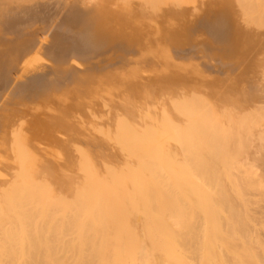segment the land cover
<instances>
[{"label": "bare ground", "instance_id": "obj_1", "mask_svg": "<svg viewBox=\"0 0 264 264\" xmlns=\"http://www.w3.org/2000/svg\"><path fill=\"white\" fill-rule=\"evenodd\" d=\"M143 1L147 17L129 18L126 28L136 39H143L151 26L159 30L158 37H151V30L147 37L149 42L156 38L150 43L156 44L151 47L155 57L160 47H166V52L162 49L160 54L168 59L164 54L168 48L183 51L191 46H187L189 43L195 47L204 43V38L196 37L195 32L194 38H187L189 42L181 36L175 41V36L180 35L176 26L179 35H166L164 27L176 21L173 18L161 26L162 17L157 15L174 12L175 0ZM116 4L107 5L105 0H0L1 92L4 87L10 92L27 90V95L33 92V97L38 94L43 98L47 109L52 106L50 98L61 92L75 106L67 114L69 123L79 113H99L103 102L107 103L106 96L111 95L102 99L101 94L119 86V81L97 75L101 74L98 62L114 58L122 41L101 33L123 19L122 3ZM223 11L222 29H217L213 21L209 23L215 30L221 29L218 36L211 37L207 22L199 25L212 39L208 47L219 45L223 57L235 58L234 70L228 69V76L225 74L229 79L235 72L245 82L259 80L252 93L247 86L249 94L243 93L227 105L224 102L229 96L223 98L225 107L220 109L227 125L222 115L219 117L225 125L219 124V117L218 122L208 103L199 108L192 105L195 90L194 82L188 85L189 69L176 70L178 82L185 84L178 88L181 85L175 87L177 79L171 78L170 65H155L152 57V64L141 68L127 62V87L112 91L114 96L119 92L120 98L107 103L111 109L99 121L101 128L95 135L81 130L85 119L64 128L60 123L68 143L74 141L70 154L74 157L67 156V150L62 154L69 164L64 168L74 167L76 172L71 176L60 168V175L55 173V177L72 181L73 190L68 189L73 192L67 190V194L60 186L64 194L62 189L50 194L47 180L44 178V182L39 174L37 177L36 164H15L16 156H11L12 162L8 156L0 160L1 165L15 164L0 179V264H188L190 257L186 255L193 253V261L199 260L196 258L201 254L206 256V264H264V0H225ZM150 19L156 24H150ZM102 20L108 28L102 24L93 42L80 35L78 44L72 43L63 34L64 22L69 23L66 27H78L81 33L88 34ZM54 30L57 32L50 35ZM38 31L49 32L53 47L67 55H54L53 47L43 43ZM86 45L85 50L99 54L92 59L85 56L82 48ZM179 45L184 48L177 50ZM208 78L201 80L209 83ZM237 78L234 84L230 80L227 85L236 91L240 90ZM8 80L11 82L4 85ZM204 90L206 93L208 89ZM66 92L69 93L65 95ZM16 99L18 103L22 101ZM7 102L4 104L10 103ZM57 109L53 106V114L58 113ZM70 132L76 136L84 133L85 144L71 138ZM1 138L5 140L8 135ZM17 144L19 151L22 146ZM19 157H23L22 152ZM61 157L62 160L64 156ZM63 160L61 164L66 161Z\"/></svg>", "mask_w": 264, "mask_h": 264}, {"label": "rangeland", "instance_id": "obj_2", "mask_svg": "<svg viewBox=\"0 0 264 264\" xmlns=\"http://www.w3.org/2000/svg\"><path fill=\"white\" fill-rule=\"evenodd\" d=\"M113 1H116V2L114 3ZM118 2H121L122 3L121 4L122 5L121 6V9H122L121 14L123 15V19L117 20L115 22V24H113L111 26V28L108 29V31H106V29L103 30V31H101V33L103 32L102 34H103L104 37L105 36L106 37H113L115 39H119V40L121 39L122 40L119 43V48L117 50L118 53H116L114 55L115 56L114 58L112 57L111 59L106 60V62H104V63H102V61L101 62H98L100 64L99 67H101V70L102 71L100 70L101 74H97V75H99L101 77H105L109 81H113V82H118L119 81V86H117V87H115L113 89H110V87H109L107 89L109 91H104L101 94V96L103 97L102 99H104L107 94H111V95H107L106 98H105V99H107V103L108 104H112L115 101L119 100V98H120V95H119L120 93L119 92H115L117 94V96H114L112 91H114V90L116 91L118 89H124L125 87H127V86H125L126 85V82H125L126 72L125 71L127 70V67H128L127 62L129 64L135 63V64H137L141 68L142 66H144V67L145 66H148L149 63L151 65L152 64L151 63L152 62V59H154L153 64H155V65H158V64L161 65V63H162V65L164 67L167 66L165 68H168L169 65H170V68L169 69H171V71L173 72V74H172V72L168 69L169 75L172 74V75H170L171 78L175 77L176 70L178 72L179 71L185 72L186 70L189 69L187 71V73H189L190 75H187V77H188V81H191V82H189L188 85H190L191 83L193 84V82H194V84H193L194 86L191 84L193 86L192 90L193 89L195 91L197 90L196 92L195 91L192 92L193 95L191 94L192 95L191 98H192V100H194V101H192V103H193L192 105L193 106H196V104H197L196 107L199 108L198 106H201V105H204L205 106L208 103L209 106L211 105L210 107H212L211 108V111L214 109L213 110L214 112H212V113L215 114V119H216V117H219L220 115H222L221 116L222 117L221 120L224 123L227 121L226 120L227 118H226V116L225 117L223 116V115H225V114H223V108L222 109H220V108L221 107H225L224 104L227 105L226 102L227 103L229 101L231 102V99H233V100H237L236 98L239 99L241 97L240 95L243 94V93L245 95L246 94H249L250 91H246L247 89H249L247 86H250L252 88L251 93L255 90V88H257V85L259 83V82H257V81H259V80H257V78H253L252 79V81L253 80H256L255 81L256 83H254V81H253V84H252V83H250L251 79L250 80L247 79L249 81H246L245 82L244 81L245 79H242L241 80V78L240 79L237 78V75L235 74V72H232V74H230V79H229V77H227L228 76L227 74L229 73V70L228 69H230V70L233 69L234 70V67H235L236 63L233 60H235V58H233V60H228L225 57H223L222 51L219 50V49H221V47H219V45L216 46V47H214V48H212V46L211 47H208V44L210 45L209 42L212 41V39L209 38L210 37L209 34H206V33L202 32L204 30H203V28H200V26H199V25L203 24L204 22H207L206 23V27H209L211 29V31H210L211 37L214 34L215 35L221 34V32H219V31L222 29L221 27H223V24H224V19H223L224 18L223 17V12L224 11L223 10H224V5H225V0H175V6L172 8V9H175L174 12L173 11H166V13L164 14V16H162L161 14L157 15L158 13L153 14L154 16L157 15L160 18L162 17L163 19H165V21H163L162 18L160 19V21H159L160 23L159 24L161 26H165L166 24H168L167 22H169L171 19H173V18L175 19L176 22H174V23H172L173 21L170 22L168 24V26L167 27H164V29H163V30L166 31V35H167V32L169 33L168 36L170 38L174 37V35H176V34L179 35V33H178V30H179L180 35L177 36V37L175 36V41H178L179 38H181V37L184 40H187V38H189V40H191L190 37L192 38L194 32H195L196 37H201V38L203 37L204 38V41H202L204 43L197 44L196 47L193 46L191 43L187 44V46H190L191 45L190 47H185L184 48V47H182L180 45H179L178 48L175 47L177 50L178 49L181 50L182 48H184L183 49L184 53H183V51H176L175 49H172L173 51H169L170 48H168L169 50L167 51V53H164L165 55H167L168 59H164V56L162 55V52L160 54V51H162V49L165 50L166 47L157 48V49H161V50H158L159 52L157 54H159V55L157 57H155L156 54L154 56V54L151 52L152 51V48L155 47L156 44L154 45V44H150V43H151V41H153V39H156V38H152V40L150 42L148 41V40H150L148 38H150L151 34H152L151 37H155V36L158 37V31L159 30L157 31L154 27L151 26V28H148L147 29L146 32H148V33H146V35L144 36L145 38L143 37V39H142L141 36H139L137 39H136V37L135 38L134 37L131 38L132 36L128 33V29L126 28V20H128L129 18H134L137 15H139V16L140 15H144L145 16L147 14V12H146L147 9L145 10V8L143 7L144 4H142V2H144V1L143 0H105V4H107V5L108 4L109 5L112 4L115 7H116V5H118V4H116ZM214 5H216V7ZM144 11L146 13H144ZM173 13H174V16H172ZM146 17H147V15H146ZM153 18L156 19V17H153L152 16V19ZM152 19L149 20V23L152 24V25L156 24V22H154ZM179 19H180L181 22L179 21ZM210 21H213L215 23V24L214 23L213 24L217 27V29H219V28H221V29L218 30V31L215 30L216 27H214V28H213V26L211 27L212 22H210ZM209 23H211V24H209ZM66 24L69 25V23L68 22H64V26H65V29L66 30H65V33H63V34H66L67 38L69 39V42L72 41V43H75L77 41V44H78L79 38H80V37L78 38V36L82 35V36L85 37V39H86L85 41L93 42L94 40H97L96 39L97 38V34L100 32V29L102 27V24H104L106 26V28H108L107 24L104 23L103 20L100 21V22L97 21V23L95 24V28L93 29V31H88L89 32L88 34H86V33L83 34V33H81L79 31V28L78 27H73V26H67L66 27ZM173 24H174V26H173ZM208 24H209V26H207ZM175 26L178 28V30H177V28L175 29ZM179 26L181 28H179ZM198 26H199V28L197 29ZM36 27L39 29L38 25H36ZM36 27L34 26L33 30L36 29V31H37L38 29ZM182 27H183V30H180V29H182ZM29 29H30V27H29ZM152 29H153V31H152ZM149 30H151V32ZM175 30H176V32H175ZM196 30H198V31H196ZM212 30H213V32H212ZM40 32H42V31H38L37 32L39 34L38 36H40V39H42L43 43H46L47 42L48 47L49 48H52L54 45H53L52 41H50V38L51 37L49 36V32L48 33H45V34H44V32H42V33H40ZM56 32L57 31H55V30H54V32L51 31L50 32V35L53 34V33L55 34ZM149 32L151 34H149ZM199 32H200V34H199ZM153 33H155V34H153ZM205 34H206V36H205ZM63 37H64L65 42H68L67 41V38L64 35H63ZM193 38H194V36H193ZM182 39H180V40H182ZM47 44H45V45H47ZM69 44H68V46H69ZM185 44H182V45L184 46ZM88 45H89V43H88ZM88 45H86V46H84L82 48L85 51L83 53L85 54V56H87L89 58L91 56V59H92L95 56V54H99V53L97 51H94L92 53L89 50L88 51L85 50V47L87 48ZM130 46L132 48H130ZM145 47L147 49H145ZM180 47H181V49H180ZM141 48H143V49H141ZM202 48H203V51H202ZM140 49H141L142 52L139 51ZM148 49H150L149 52L152 55H149ZM166 50H165V52H166ZM208 51H210V52H208ZM61 52H63V51H59L55 47H53V54L54 55L55 54H61ZM89 52H91L92 54L91 55H87ZM176 52H178V53H176ZM180 52H182L183 55ZM63 53H64V55H67L66 52H63ZM67 53H69V52L67 51ZM154 53H156V52H154ZM178 54H181L180 55L181 57L180 56H177ZM170 55H171V57H170ZM216 56H217V58H216ZM150 57H152V59H150ZM153 57L158 58L161 61H159L158 59H155ZM143 59H146V60H143ZM149 60H151V62H149ZM166 60H168V61H166ZM182 60H184V61H182ZM147 61H148V63H147ZM139 62L142 65H140ZM157 62H159V63L157 64ZM164 63L166 65H164ZM190 65H192V66L190 67ZM182 67H183V70H181ZM175 68H177V69H175ZM225 68L227 69V71H224V70H226ZM86 71H87V69H86ZM226 72H228V73H226ZM91 74L94 75L95 73H91ZM197 75L198 76L202 75V76H200V78H199V77H197ZM2 77H3V75H2ZM191 77H193V79ZM204 77H206V78L209 77L208 78L209 83L207 82V80L205 82L201 80V78H204ZM232 77H235V78H232ZM220 78L221 79L223 78V79L221 80ZM226 78L229 79V80L227 81ZM236 78H237V81L236 82L239 81V85L238 86H240L239 88H240V90H241L242 93L240 92V90H237L236 91L234 89L235 87H232L234 89V91H233L232 88H230L229 86H227V85H229V81L230 80H231V82L233 81L232 84H234ZM175 79H177V78L175 77ZM175 81L177 83V84H175V87H178L179 83H180V85L182 84V81L181 80L179 82H178V79L175 80ZM241 81H242V83H241ZM10 82H11V80L5 81L4 85H6V84H8ZM243 82H244V84H243ZM224 83H225V85L227 87L224 85ZM247 83H248V85H247ZM203 84L204 85H207V87L204 86ZM182 85L184 86L185 84H182ZM182 85L180 87H178V88H181ZM254 85H256V86H254ZM199 86H202L204 88L200 87V90H201L200 91L199 88H198ZM224 86L226 88H224ZM243 87H244V89H243ZM253 87H254V90H253ZM184 88H186V87H184ZM209 88H211V89H209ZM227 88H229V91L231 93L228 91ZM245 88H247V89H245ZM204 89H206V90L208 89L209 91L207 90L206 93H205V90ZM226 89H227V91H226ZM26 91L27 90L24 91L25 92V94H24V92H17V91L10 92V91H5V87L2 90V92H1V89H0V109H1L0 110V160L3 157L6 158L8 156L9 159H10L11 156L12 157L13 156L14 157L16 156L15 157L16 160H13V162L15 164H17L18 162H20V164H23V165H30L32 163L36 164L38 166L37 177H38V174H39V178L40 179H42L44 182L46 180L48 181V182L46 181V184L48 183L47 185L48 186L50 185V188L52 189V190L49 189V187L47 188V189H49V192L51 191L50 194H53V193L55 194V191H57L58 189L60 191L62 189V188L60 189V186L63 187V189H65L66 192H68V191L73 192V191H71V190H73V189H71V188H73L72 187L73 184L71 183L72 181H70L68 179L70 181V184H69V181H66V178H64V176H62L64 178V180L67 182V184H69V186L67 187V185L65 184L66 182L63 180L62 177L59 178V179H57L58 178L57 176H56L57 178L55 177L56 174L57 175L58 174L60 175V173H61L60 172V168L63 169L65 167V164L68 162L65 159V155H62V154H65L64 151L67 150V156L74 157L73 154L70 155L71 152L73 153V151H72L73 150L72 144H73L74 141L72 142V144L71 143H68L69 140H66V137L62 135L63 129H61L62 126H60V123L63 125V128H64V126H71L72 124L73 125H76V124H78L80 122L81 119H85V123L86 124L84 123L85 125L82 127L81 130L84 131V132H88L91 135L92 134L95 135L94 132L99 131V129L101 128V124L102 123L99 122V121L102 120L105 117L106 113H109V110L111 108L108 106V104L106 102H103V105L99 108V109H101V111L100 110L99 111L102 113V115H101L100 118H99V114H101L100 112L97 113V114H93V113H89L88 114V113H86L83 116H82V114L79 113V114L76 115L77 117L76 118H73V120L69 123L70 116L67 118V114H71V112L73 111V109L75 108V106H71L70 105V101L68 100L69 99L68 96L66 97L61 92L60 93L57 92L56 95H54V96H52L50 98L51 101L49 100L50 101L49 104H51L52 106H49L48 105L47 106L48 109H47L45 107V103L42 102L43 101V98L41 96L40 97H37L39 95L38 94H35L36 96L33 97L32 96V93L33 92L28 93V95H29L28 96L27 93H26ZM245 91H246V93H245ZM68 93L69 92H66L65 95H67ZM225 93H227V95ZM20 94L22 95V98H21V95ZM224 95H226V96H224ZM231 95H232V97H231ZM227 96H229V97H227ZM225 97H227L229 100L226 98V101L223 104V101H224ZM10 98H14V99L12 100ZM16 98H18V99L20 98L22 101L20 100L21 102L19 101L20 103H18L17 102L18 100ZM5 99L7 101H9L10 103L9 104H4V103H8ZM57 100H59V101H57ZM11 101H13L14 103H11ZM124 101H125V99H124ZM197 102H199V103H197ZM194 103H195V105H194ZM53 106H55V107L57 106L58 113L53 114V111H52ZM204 106H202V108H204V110H205L206 108ZM196 107H195V109H196ZM202 108H201V110H203ZM221 110H222V112H221ZM216 111H218V113ZM219 111L221 112L220 114H219ZM216 114H219V115H216ZM53 116H56L55 117V120L53 119ZM64 117H65L64 121L63 122H60V120L62 118H64ZM66 118H67L68 121H66ZM218 120H220V117L218 118ZM221 120H220V123L219 124L223 125L222 122H221ZM224 120H226V121H224ZM225 124L227 125V122ZM3 134H7L8 135V138H6L5 140H2L1 136ZM70 136H71V138H75L74 139L75 141H78V142L81 141V144H83V143L85 144L86 138L84 137V133L83 134H80L79 133V135L76 136L72 132H70ZM12 141H15V142H12ZM17 143L22 146L21 148L19 147L20 148L19 151L16 148V144ZM90 148H92V147H90ZM105 151H104V153H105ZM21 152L23 153V157L22 158H20L22 155L19 157V154ZM61 156L62 157L64 156L63 159L66 160L64 164H61L62 163L61 161L63 160V159L62 160L60 159ZM12 157L10 159L11 162H12V159H14ZM58 158H59L60 161L58 160ZM67 159H69V158H67ZM64 160H63V162H64ZM11 162H10V165L9 164H7V165L2 164L1 165V163H0V179L1 178H4V176L7 175V173L9 172V170L11 168L10 166H13L12 169H11V171L15 167V164L14 163L12 164ZM3 167H5V168L10 167V168H8V170H7V169H5ZM68 167H67V169H69V171H66L67 169H65L66 168L65 167L64 168L65 172H67L68 175H71V176L74 175L75 172H76L75 169H72L74 167H72V168L71 167L68 168ZM62 169H61V171H63V173H64V170H62ZM70 170H72L73 172L71 173ZM11 171H10V173H11ZM69 172L71 174H69ZM49 175H51L52 177L49 176ZM50 179L51 180L53 179L54 181L52 180L53 182H51ZM60 182H62V183H60ZM53 183H54V185H53ZM51 184H52V186H51ZM68 188H70L71 190H69ZM64 192L65 191L63 190L62 193L64 194ZM56 193H58V191ZM67 194H69V192ZM70 195H68V196H70ZM187 253L189 254L190 252H187ZM193 254H191V256L190 255H186V256L190 257V259H191ZM186 256H185V259L187 260L188 257L186 258ZM194 256H196V255L194 254ZM190 259H188L189 260L188 264L190 263V261L192 259H195V257L192 258L191 260ZM196 259H199V260H196V261H193L192 260V261L194 263H197V261H198L197 264H199V263L206 264V256H204V255L201 256V254L200 255L198 254V256H197ZM192 261H191L190 264H194Z\"/></svg>", "mask_w": 264, "mask_h": 264}]
</instances>
